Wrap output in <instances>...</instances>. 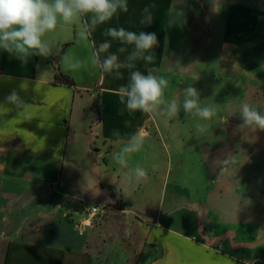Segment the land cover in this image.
Returning <instances> with one entry per match:
<instances>
[{"label": "crops", "instance_id": "0c3cea01", "mask_svg": "<svg viewBox=\"0 0 264 264\" xmlns=\"http://www.w3.org/2000/svg\"><path fill=\"white\" fill-rule=\"evenodd\" d=\"M220 2L0 0V264H264V242L252 228L242 236V221L187 229L184 219L187 208L211 216L208 200L187 197L188 180L181 187L188 156L194 177L210 138L201 129L193 139L198 110L185 102L208 81L210 35L229 24L216 43L222 64V49L233 53L258 25L245 5L223 14ZM230 12L243 22L233 26ZM57 70L90 86L57 84ZM81 89L96 93L90 115ZM87 202L101 216L132 215L139 231L110 240L105 226L84 228Z\"/></svg>", "mask_w": 264, "mask_h": 264}, {"label": "rangeland", "instance_id": "374dc122", "mask_svg": "<svg viewBox=\"0 0 264 264\" xmlns=\"http://www.w3.org/2000/svg\"><path fill=\"white\" fill-rule=\"evenodd\" d=\"M230 2L232 6L245 5L242 7L256 14L257 31L256 33H242L241 43L237 50H233V53L229 45V48L220 50L219 57L224 58L222 64H218V57L215 56L216 43L220 44L226 39L230 31L228 30L229 24L222 28L224 33L215 32L214 35H210L206 56L209 60L202 68L206 71L211 63L209 61L215 60L209 66L208 81L205 83L204 80L200 81L195 86L197 92L195 91L194 102L188 101L189 98L185 101L192 110H198L197 115L194 114L198 119H194L193 122L189 120L188 123L190 132L192 124L195 129L193 139L202 133L201 129H207L210 138L202 143L205 152L203 164L200 163L202 172L199 166L198 175L194 170V177L191 175L187 177L189 167L195 163V160L190 163V160L192 161V154H190L183 178H181V187L184 181L188 180V184L190 183L192 187L189 193H186L187 197H193L197 204L208 200L211 216H207L205 210L201 209L187 208L183 212L186 213L184 219L188 224L187 229L191 224L194 226L199 223L200 227L202 223L208 225L216 221L224 224L235 223L238 227L241 226L239 223L242 221V236L248 233L247 229L252 228L254 237L264 242V0H223L220 2L223 14L230 9L228 5ZM58 14L62 24L66 21L70 25L72 22L70 11L64 15L59 9ZM228 20L233 22V26L243 22L242 18L237 19L232 12L227 17ZM235 21L237 22L234 23ZM248 23L247 20L245 25ZM217 28L218 26L216 31ZM233 31L231 28V32ZM224 52L225 55H223ZM44 66L43 64L42 67ZM74 82L82 87L90 86L80 75H77ZM156 88L158 90L154 88L149 93L154 95V100L147 99L150 105H155L154 107L161 106L162 97H164L162 91L166 92L162 86ZM86 90L81 89L85 96L82 107L90 115L92 109L90 105L96 93L92 90L86 92ZM197 93L202 94V97L200 98ZM80 145L83 149V142ZM83 163L87 165L86 161ZM90 172L89 165L82 167L81 177H83L82 184L85 188H89L91 181H94ZM94 205L93 202L86 203L89 209ZM105 216L108 219L103 220ZM110 217L115 218L116 221L112 222V225H110ZM137 225L138 222L132 215H121L118 211L117 215H100L93 228L105 226V232L108 233L109 239L113 240L117 235H124L126 232H138ZM220 228L222 231L223 227L218 225L217 229L220 230ZM249 234H246L247 238ZM134 247L132 241L130 243L131 252Z\"/></svg>", "mask_w": 264, "mask_h": 264}, {"label": "trees", "instance_id": "16d2710c", "mask_svg": "<svg viewBox=\"0 0 264 264\" xmlns=\"http://www.w3.org/2000/svg\"><path fill=\"white\" fill-rule=\"evenodd\" d=\"M55 83L75 87L74 80L72 78L64 75L59 70H57V73L55 75ZM100 100H101L100 96L97 95L95 97V101H94V108H95V111H96V113L98 115V120L100 118V111H101V102H100Z\"/></svg>", "mask_w": 264, "mask_h": 264}, {"label": "built area", "instance_id": "2783aa9c", "mask_svg": "<svg viewBox=\"0 0 264 264\" xmlns=\"http://www.w3.org/2000/svg\"><path fill=\"white\" fill-rule=\"evenodd\" d=\"M87 219L83 221L84 228H93L97 221V218L101 215L99 207L91 208L87 211Z\"/></svg>", "mask_w": 264, "mask_h": 264}]
</instances>
